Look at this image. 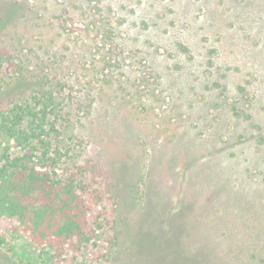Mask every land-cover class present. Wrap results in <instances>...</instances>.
I'll return each mask as SVG.
<instances>
[{
  "label": "rangeland",
  "instance_id": "1",
  "mask_svg": "<svg viewBox=\"0 0 264 264\" xmlns=\"http://www.w3.org/2000/svg\"><path fill=\"white\" fill-rule=\"evenodd\" d=\"M6 3L0 82L47 76L69 156L129 216L132 251L99 227L61 263L264 264V0ZM13 228L0 220V264H50Z\"/></svg>",
  "mask_w": 264,
  "mask_h": 264
},
{
  "label": "trees",
  "instance_id": "2",
  "mask_svg": "<svg viewBox=\"0 0 264 264\" xmlns=\"http://www.w3.org/2000/svg\"><path fill=\"white\" fill-rule=\"evenodd\" d=\"M10 4L0 9V27L16 10ZM58 95L47 76L19 71L0 82V220L13 221V230L40 247L50 264L95 245L99 227L119 250L132 251L115 181L89 158L69 156L75 148L60 124Z\"/></svg>",
  "mask_w": 264,
  "mask_h": 264
}]
</instances>
